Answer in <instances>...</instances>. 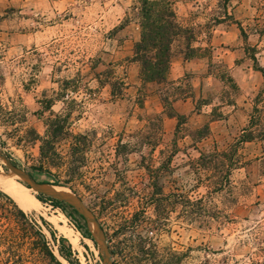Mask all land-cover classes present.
Listing matches in <instances>:
<instances>
[{
    "label": "rangeland",
    "instance_id": "1",
    "mask_svg": "<svg viewBox=\"0 0 264 264\" xmlns=\"http://www.w3.org/2000/svg\"><path fill=\"white\" fill-rule=\"evenodd\" d=\"M170 1L197 56L176 77L189 58L178 37L173 76L170 68L159 83L144 81L133 60L142 0H3L0 150L37 180L81 196L105 229L113 264H264L262 143L240 146L230 182L199 164L202 153L236 142L264 86L251 57L264 66V0ZM227 69L235 89L220 78ZM178 115L186 122L177 131ZM65 117L64 131L43 144L47 120ZM1 171L10 172L2 158ZM28 193L36 205L19 206L50 223L43 229L63 264L61 244H71L76 264H102L70 207ZM202 197L211 215L204 225ZM0 233V264H12L5 250L13 238Z\"/></svg>",
    "mask_w": 264,
    "mask_h": 264
},
{
    "label": "trees",
    "instance_id": "2",
    "mask_svg": "<svg viewBox=\"0 0 264 264\" xmlns=\"http://www.w3.org/2000/svg\"><path fill=\"white\" fill-rule=\"evenodd\" d=\"M142 5L140 12L142 35L141 39L135 44L133 60L140 63L141 75L144 81L161 83L168 79V73L173 58L174 44L178 37L181 35L185 37L187 57L197 56L195 53L196 48L192 46V41L195 39V36L191 28L183 26V24L179 22L170 0H142ZM242 32L245 33L243 28ZM251 57L255 63L256 69L260 70L264 76V66L258 64L259 62L255 54ZM223 66L225 65L223 64ZM225 67L228 68V66ZM220 78L230 83L231 87L234 89L236 88L235 80L229 74V69L221 74ZM118 83L120 84V82L111 83L113 92L116 91ZM167 98L169 97L165 99ZM228 104L232 105L234 103L228 100ZM169 115L176 116L175 114ZM217 116L222 117L221 114ZM177 117L179 119L177 125L178 131L181 124L186 122V116L178 115ZM67 119L68 118L65 117L62 120L52 118L47 120V134L42 138L43 144L51 142L64 131ZM61 121L64 122L61 123ZM32 131H35V129L32 128ZM208 131V127L204 131H201L198 134V139L205 137ZM255 141L262 143V153L256 160H259V163L264 165V86L255 95L248 122L242 128L241 134L236 142L230 145L229 148L223 150L216 148L213 152L208 154L202 153L199 158V164L205 169L221 174L223 178L224 176L227 177L228 179L226 181L230 182L232 171L240 167L241 160L238 154L240 146ZM44 147L45 145L42 146L43 152L45 150ZM224 182L222 178L218 179L215 183L219 186H215V189L222 187ZM54 184L60 185L58 182ZM37 197L43 202L51 201L57 206L66 205L70 207L72 212L79 217V220H75L77 222V227L97 246L88 229L85 218L74 207L41 193L37 194ZM198 203L200 206L198 217L201 225L209 223L211 215L209 214V209H207V203H205L203 197L198 199ZM71 217L74 218V215L71 214ZM40 220L41 223H39L34 215H30L23 210L10 194L0 188V227H3V240H7L9 236L13 238L6 242V263L33 264L29 262L30 260H28V258H37L39 256L45 259L48 264H63L54 253L50 244V238L43 229V224L45 226H50V223L44 216H40ZM49 231L52 236V241L57 242L58 239L55 231L51 229H49ZM59 240L63 242L65 238L61 237ZM16 243H20L21 245L15 247ZM21 246L23 248H20ZM58 251L68 263L76 264L72 259L73 250L71 244L68 246L61 244V246L58 247ZM111 251L114 253V250L111 249Z\"/></svg>",
    "mask_w": 264,
    "mask_h": 264
},
{
    "label": "water",
    "instance_id": "3",
    "mask_svg": "<svg viewBox=\"0 0 264 264\" xmlns=\"http://www.w3.org/2000/svg\"><path fill=\"white\" fill-rule=\"evenodd\" d=\"M0 158L4 160L10 172L15 174L27 187L74 207L86 220L88 229L103 258L102 264H113V255L105 229L96 214L81 196L74 191L64 189L55 184L37 180L30 172L14 164L11 157L4 150H0Z\"/></svg>",
    "mask_w": 264,
    "mask_h": 264
},
{
    "label": "bare ground",
    "instance_id": "4",
    "mask_svg": "<svg viewBox=\"0 0 264 264\" xmlns=\"http://www.w3.org/2000/svg\"><path fill=\"white\" fill-rule=\"evenodd\" d=\"M13 178H17V176L12 172H0V184L5 191L13 195L23 209L34 207L38 199L28 193L32 189L24 187L23 183Z\"/></svg>",
    "mask_w": 264,
    "mask_h": 264
},
{
    "label": "crops",
    "instance_id": "5",
    "mask_svg": "<svg viewBox=\"0 0 264 264\" xmlns=\"http://www.w3.org/2000/svg\"><path fill=\"white\" fill-rule=\"evenodd\" d=\"M0 10H3V0H0ZM1 34V33H0ZM2 39H3V37H2ZM173 58H174V56H173ZM173 58H172V62H173ZM195 57H189V58H186V60L184 61L185 62V64H184V66H183V69H182V72L180 73V71H178L179 72V74L176 76V74H175V76L176 77H179V76H181L182 74H183V71L184 70H186V69H189L190 68V65L192 64V61H193V59H194ZM173 64H174V62H173ZM172 65V64H171ZM173 73H174V68H172V66H171V76H173Z\"/></svg>",
    "mask_w": 264,
    "mask_h": 264
}]
</instances>
